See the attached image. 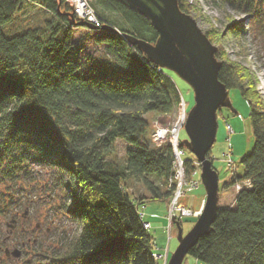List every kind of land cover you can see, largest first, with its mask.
<instances>
[{
  "label": "trees",
  "instance_id": "obj_1",
  "mask_svg": "<svg viewBox=\"0 0 264 264\" xmlns=\"http://www.w3.org/2000/svg\"><path fill=\"white\" fill-rule=\"evenodd\" d=\"M212 1L247 15L264 39V0ZM29 2L34 0H0V260H11L5 248L16 236L13 247L38 246L34 264H156L154 238L138 207L171 199L174 185L168 183L175 169L170 144L150 145L145 115H173L181 92L170 71L147 60L126 36L155 43L158 33L123 2L93 0L104 26L118 31L99 28L92 40L101 53L80 56L83 45L72 40L79 25L71 23L72 8L63 0H39L50 16L13 29ZM178 2L189 14L188 4ZM220 60L219 80L249 104L254 145L240 158L243 175L223 184L245 183L235 206L219 207L210 233L189 255L201 264H264V100L240 64ZM117 140L128 144L121 162L111 155ZM208 157L213 162L211 151ZM196 161H184L188 176ZM32 164L53 171L51 189L69 199L49 209L80 227L52 249L31 238L27 227L8 226L25 202L22 194L42 185L34 180ZM131 183L148 192L141 203L126 190Z\"/></svg>",
  "mask_w": 264,
  "mask_h": 264
},
{
  "label": "rangeland",
  "instance_id": "obj_2",
  "mask_svg": "<svg viewBox=\"0 0 264 264\" xmlns=\"http://www.w3.org/2000/svg\"><path fill=\"white\" fill-rule=\"evenodd\" d=\"M184 1L188 4L190 15L196 19L198 25L207 35L210 41L217 46L219 53V60L224 58L234 63L240 64L244 69L245 77L252 80L253 85L256 86L257 92L264 100V39L255 29H252L247 15L235 12L230 6H221L215 4L212 0H178ZM49 12L41 5L39 0L29 2L27 7L16 16L13 29H23L29 26H34L41 23L44 19L49 17ZM85 21V20H81ZM87 22V21H86ZM89 23V22H88ZM234 23H238L233 25ZM91 24V23H90ZM232 25V26H231ZM230 26V27H229ZM239 28L241 32L232 33V29ZM89 29L86 26H74L72 40L78 45H83V51L80 56L90 51L93 54H100L101 46H96L93 43L92 36L99 33L100 30ZM170 71V70H168ZM171 76L175 80L180 89L181 96L185 100L186 117L191 107L194 105V94L191 87L181 80L174 72L170 71ZM229 98L235 113L231 108L223 107L217 111L218 129L216 140L211 149V156L213 157V167L219 176V207H234L235 199L239 190L245 183H235L231 187H223L224 182L233 178L234 176H242L244 172L243 166L240 164V158L251 151L254 145V135L250 126L249 120V104L244 100L236 89L229 90ZM180 114V108L175 111L173 115H156L148 112L145 117L149 123L147 138L151 146H161L168 142V140H159L156 137L157 128L163 124L169 129V135L177 126V119ZM160 121L162 123H160ZM184 124L178 131L180 143L187 138ZM227 125H230L231 131L228 130ZM128 144L123 140H117L112 148V158L124 160ZM184 150V147H182ZM196 157L187 149L184 150L183 160H196ZM195 170L188 176L185 171L186 180V197L182 198L184 203L199 210L205 200V189L201 182V167L198 161L194 163ZM31 169L34 173V180L40 179L42 185L40 188L36 185L31 186V189L22 194L25 202L16 208L15 214L18 211V217L14 218L18 222L19 227H27L30 236L36 239L37 242L43 244V248H55L59 245L61 238L69 237L76 234L80 227L77 221L71 217L55 212L49 209L51 205H58L61 202H69L67 196L63 195L59 189H51L52 177L54 172L47 170L37 164H32ZM33 180V181H34ZM44 182L50 184L45 185ZM131 197L135 199L136 203H141L139 200L142 196H149L148 192L141 184L131 183L126 189ZM172 197V196H171ZM22 198V199H23ZM192 203V204H191ZM170 200L164 201H145L144 205H139L138 209L141 211L145 220L151 223L148 229L154 238L155 250L159 254H163L165 250L169 251V256L178 246V228L174 224L171 232L168 234V211ZM24 213L27 219H22L21 214ZM195 217H184L181 219L182 230L184 235L191 229L196 222ZM38 225V226H36ZM34 229V231H33ZM4 236L10 239V234L7 233V227L2 226ZM16 237V236H15ZM14 236L11 237L7 247L13 249L15 247L12 243L15 241ZM14 240V241H13ZM42 248V249H43ZM37 245H29L24 248L19 258L12 256L10 259H1V264H32L37 258ZM156 259V264H165L163 258ZM38 261V260H37ZM34 264V263H33ZM184 264H201L193 256L187 255Z\"/></svg>",
  "mask_w": 264,
  "mask_h": 264
},
{
  "label": "water",
  "instance_id": "obj_3",
  "mask_svg": "<svg viewBox=\"0 0 264 264\" xmlns=\"http://www.w3.org/2000/svg\"><path fill=\"white\" fill-rule=\"evenodd\" d=\"M127 7L147 18L158 33L155 43L127 35L131 44L136 45L147 60L157 66L174 72L186 82L194 94V105L187 114L184 129L187 135L182 145L197 159L201 167V182L205 189V202L201 214L191 229L184 235L178 221V246L171 253L167 264H184L186 256L199 239L210 233L219 209V176L208 157L216 140L218 129L217 111L231 108L229 90L219 80L222 61L216 56L214 45L198 25L195 18L183 12L178 0H119ZM71 23L97 29L86 21ZM102 29L118 31L112 25ZM14 218L8 223L11 231L15 228ZM5 254L19 258L22 250L18 247L5 248Z\"/></svg>",
  "mask_w": 264,
  "mask_h": 264
},
{
  "label": "built area",
  "instance_id": "obj_4",
  "mask_svg": "<svg viewBox=\"0 0 264 264\" xmlns=\"http://www.w3.org/2000/svg\"><path fill=\"white\" fill-rule=\"evenodd\" d=\"M65 1L71 8L72 13L79 19V20H85L92 25H94L96 28H101L104 26V22L99 16L98 12L92 5L93 0H63ZM185 101H181L179 103L178 109L180 108V114L177 119V126L174 129V131L169 135V129L161 124L156 132V136L158 139L161 140H168L169 144L172 147L173 156H174V175L173 179L171 178L169 182L174 183V190L172 197L170 199V206L168 211V234L171 232V229L173 225L175 224L176 220H181L184 217H195L197 218L203 209L204 202L202 203L201 208L198 210L194 209V206L192 204L189 205L187 203H184L182 201V198L186 197V188H185V165L183 160L184 150L181 148V141L178 137V131L184 124V120L186 117V109H185ZM160 123H162L160 121ZM227 128L229 131H231L230 125H227ZM140 212V216L143 220V226L147 229L151 227V223L147 220H145L144 214ZM155 257H161L164 259L165 264H167L169 260V251L165 250L163 254L154 253Z\"/></svg>",
  "mask_w": 264,
  "mask_h": 264
},
{
  "label": "bare ground",
  "instance_id": "obj_5",
  "mask_svg": "<svg viewBox=\"0 0 264 264\" xmlns=\"http://www.w3.org/2000/svg\"><path fill=\"white\" fill-rule=\"evenodd\" d=\"M182 100L185 101V100L182 98V96L180 95V102H181ZM156 137H157V136H156ZM159 140H161V139H159ZM163 141H164V140H163ZM165 141H166V140H165ZM167 143L169 144V142H167ZM181 148H182V146H181ZM182 149H183V148H182ZM171 178L173 179V177H171ZM173 185H174V183H172V182H169V183H168V186H169V187H173ZM193 206H194V203H193Z\"/></svg>",
  "mask_w": 264,
  "mask_h": 264
},
{
  "label": "flooded vegetation",
  "instance_id": "obj_6",
  "mask_svg": "<svg viewBox=\"0 0 264 264\" xmlns=\"http://www.w3.org/2000/svg\"><path fill=\"white\" fill-rule=\"evenodd\" d=\"M18 214H19V212L17 211L16 214H15L16 217H18ZM21 217H22V219H25V218L27 219V216H26V214H24V213L21 214ZM17 221H18V220H17ZM17 224H18V222H17ZM36 226H38V225H36Z\"/></svg>",
  "mask_w": 264,
  "mask_h": 264
}]
</instances>
